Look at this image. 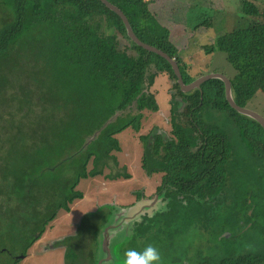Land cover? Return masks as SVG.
Here are the masks:
<instances>
[{"label":"trees","instance_id":"16d2710c","mask_svg":"<svg viewBox=\"0 0 264 264\" xmlns=\"http://www.w3.org/2000/svg\"><path fill=\"white\" fill-rule=\"evenodd\" d=\"M108 1L124 12L142 41L176 60L186 84L197 78L150 9L154 0ZM238 10L248 18L244 25L203 48L226 55L238 105H256L261 92L264 117V9L254 0H239ZM211 24L206 18L194 30ZM160 72L173 80L171 136L154 129L140 139L143 169L148 176L162 173L158 193L166 209L142 213L128 238L144 237L164 255L161 263L185 264L194 232L202 227L212 238L206 247L193 246L187 264H264V126L230 104L225 82L211 78L184 92L172 64L132 40L121 16L102 0H0L5 264H17L20 257L14 256L26 255L47 224L84 197L81 180L117 164V134L129 127L139 131L143 111L159 110L150 90ZM120 175L130 177H109ZM106 210L82 217L68 238L66 264H95L96 245L89 258V244H98L110 219ZM226 227L233 228L234 240L225 236Z\"/></svg>","mask_w":264,"mask_h":264},{"label":"rangeland","instance_id":"374dc122","mask_svg":"<svg viewBox=\"0 0 264 264\" xmlns=\"http://www.w3.org/2000/svg\"><path fill=\"white\" fill-rule=\"evenodd\" d=\"M254 2L264 9V0H254ZM150 9L160 25L169 30L170 39L179 48L184 61L189 64L190 72L197 74V78L215 71L224 75L233 73L234 70L223 52L206 53L203 47L213 42L220 34L244 25L248 20L238 10L239 0H154L150 4ZM206 18L211 19V26L194 30L197 23ZM122 42L123 45L130 46L129 53H135L131 49L130 40L123 39ZM172 85L173 80L166 72H160L156 76L150 91L156 96L159 110L143 111L139 131L129 127L117 134L121 146L120 151L114 152L117 164L105 167L103 175L81 180L78 189L83 192L84 197L75 200L69 212L61 210L57 218L46 226L41 239L28 249L25 256L19 258L17 264H64V248L52 249L50 245L63 238V233L71 231L73 224L75 222L78 224L83 215L106 204L117 210L115 218L119 219L118 223L127 225L128 223L133 225V222L145 211L154 210L144 209V206L154 200L157 187L162 180V173L148 176L143 169L144 143L140 136L149 134L154 129L171 136ZM261 95V92H257L256 105L252 102L249 104L250 109L258 113L263 106V102L260 101ZM89 167L91 168V165ZM117 173H127L130 177L123 175L114 179L109 177V174ZM138 195H141L143 201L138 199ZM130 230L128 229L126 235L132 232V228ZM224 230L227 239L234 240L233 228L226 227ZM7 260L9 259L6 255L0 254V264H5Z\"/></svg>","mask_w":264,"mask_h":264},{"label":"flooded vegetation","instance_id":"af4514ba","mask_svg":"<svg viewBox=\"0 0 264 264\" xmlns=\"http://www.w3.org/2000/svg\"><path fill=\"white\" fill-rule=\"evenodd\" d=\"M158 187H157L156 194L154 196V200H151L150 204L146 203L145 204L146 207L144 206V209H154V210L152 212L145 211V214H149L151 216H154L157 213H159V212H161V211L166 209V207H165L166 201L163 200L162 195L160 193H158ZM138 199L139 200L142 199L141 195H138ZM142 201H143V199H142ZM104 207H106L109 210V211L108 210L105 211L106 214L108 215V217L109 218L114 217V215L116 214L117 210L115 211V208L113 206L107 205V204ZM97 210L98 209H96L95 211H97ZM92 212H94V211H92ZM81 219L78 222V224L76 222L73 224L74 227H73V229L71 231H68V232L62 234V235H64L63 238L56 240L53 244L50 245V247L52 249H55V248H58V247L64 248V253H63L64 264H66L65 253H66V251H67V249H68V247L70 245V242L68 241V238L78 232L79 224L81 222ZM49 224H47V225H49ZM44 232L41 234V236L33 244H35L37 241H39L41 239V237L44 234ZM194 234L196 235L195 238H194L195 241H194V243L192 242L190 244L188 256L186 258H184V260H183L185 264H187V262H189L190 257H192L193 253H195V250L193 249V246H196L198 248L206 247L205 245L208 244V240L207 239L208 238H212L211 233L209 231H206L202 227L201 228H196V232H194ZM128 237L129 236L127 235V238ZM117 238L118 237H117V233H116L115 237H113L112 241L110 242L113 245H111V257H108V258L106 257V252L107 251H106L105 246L102 245L103 243L100 244V242L98 241V244H97L92 239L91 243L89 244V251H91V255H89V258L91 256H93L94 248H95V245H96V249H95V252H94L95 255H96L95 264H121V262H123V259H124V252L125 251H127L128 249H136L137 251H139V250H142L146 245H149V244H145V239H144V237H141V236H135V237L128 238V239L126 238L127 241L125 243H123V241H122L119 244L117 243ZM95 241H96V238H95ZM115 244L117 245L116 248L113 247V246H116ZM119 253H121V254H119ZM23 256H25V255L17 254L14 257L19 258V257H23ZM160 257H161V262H162L164 260V255L162 253H160ZM161 262H160V264H164V263H161ZM81 264H84V262L81 261Z\"/></svg>","mask_w":264,"mask_h":264},{"label":"water","instance_id":"95a60500","mask_svg":"<svg viewBox=\"0 0 264 264\" xmlns=\"http://www.w3.org/2000/svg\"><path fill=\"white\" fill-rule=\"evenodd\" d=\"M102 1L110 9H112L113 11H115L116 13H118L121 16V18L123 19L125 26L127 28V32H128V34L132 40H134L138 45L143 46L147 50L155 52L157 54H160L161 56L165 57L172 64V67H173V69H174V71L178 77V82L181 85V88L184 92H188V91L193 90L194 88L201 87V84L204 83L208 79L220 78L225 82L226 97L229 100L230 104L237 111L244 113L248 116H251L252 118H255L264 126V117L260 113L254 111L250 108L242 107L235 102L233 95H232L231 81L226 75L222 74L221 72H212V73H208V74L199 76L198 78H196L191 83L186 84L183 80L180 67L174 58H172L169 54L165 53L163 50L142 41L133 31L131 24H130L127 16L124 14V12L119 7H117L116 5L112 4L110 1H108V0H102ZM123 208H125V207H123ZM126 209H131V208H126ZM115 217H116V215H114V217H112L108 220V222L101 228L99 236H98L100 244L103 243L102 245L105 246V248H106V251H107L106 257L107 258L111 257V245H113V244H111L110 242L112 241V238L115 237V234L117 233V237H118L117 243L119 244L122 241H124V239L127 238L128 234L126 235V233H128V229H129V231H131L130 228L133 227V225H130V223H128V225L118 223L119 219H117ZM140 217H141V215L139 216V218ZM138 219H136V220H138ZM131 233L128 236H130Z\"/></svg>","mask_w":264,"mask_h":264},{"label":"clouds","instance_id":"9594fccd","mask_svg":"<svg viewBox=\"0 0 264 264\" xmlns=\"http://www.w3.org/2000/svg\"><path fill=\"white\" fill-rule=\"evenodd\" d=\"M159 251L151 244L142 250L128 249L124 252L123 264H160Z\"/></svg>","mask_w":264,"mask_h":264}]
</instances>
